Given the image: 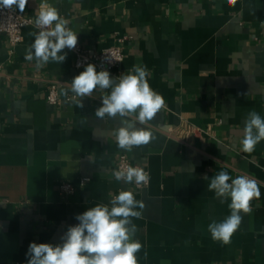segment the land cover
I'll use <instances>...</instances> for the list:
<instances>
[{
    "label": "crops",
    "instance_id": "1",
    "mask_svg": "<svg viewBox=\"0 0 264 264\" xmlns=\"http://www.w3.org/2000/svg\"><path fill=\"white\" fill-rule=\"evenodd\" d=\"M45 2L92 52L125 38L117 75L146 66L165 105L151 122L156 139L122 150L120 119L94 116L106 91L82 98V108L62 94L84 70L71 50L37 68L25 60L34 27L14 49L0 36V264H27L30 243H61L76 215L129 189L144 204L132 219L139 264H264V141L251 153L241 145L248 114L264 118V0H28L23 14L35 21ZM52 82L60 106L46 102ZM191 126L200 131L182 139ZM121 155L148 170V187L115 179ZM222 170L256 179L261 192L228 245L208 231L230 215V199L207 189ZM81 179L75 194H60L61 182Z\"/></svg>",
    "mask_w": 264,
    "mask_h": 264
},
{
    "label": "clouds",
    "instance_id": "2",
    "mask_svg": "<svg viewBox=\"0 0 264 264\" xmlns=\"http://www.w3.org/2000/svg\"><path fill=\"white\" fill-rule=\"evenodd\" d=\"M229 2L235 4L236 0ZM27 4L28 0H0V9H18L23 13ZM34 23L39 31L31 33L34 41L26 51L25 60H35L37 68L50 62L63 63L67 58L64 50H74L78 44L77 33L68 27V21L57 8L46 2ZM148 76L147 67L139 64L126 74L112 77L109 71H97L96 66L89 63L71 82L63 83L61 91L65 97L71 94L72 101L80 108L83 107L82 98H95L98 90L106 91L94 116L119 118L121 126L113 133L117 146L132 151L156 139L151 122L165 105L162 95L150 87ZM261 141H264V118L251 111L244 122L242 151H255ZM112 175L117 181L137 186L149 180L145 170L133 166L115 170ZM207 189L222 198L221 202L230 199V215L208 225L212 239L228 245L242 224L241 213H251L252 200L261 196L259 182L245 174L233 179L222 170L210 179ZM143 207V202L135 198L132 190H120L111 196L109 204H97L76 215L79 223L68 227L60 238L61 243H30L27 264H139L137 254L143 245L134 239L138 229L132 219L140 218L141 212L137 209ZM144 257L147 258V252Z\"/></svg>",
    "mask_w": 264,
    "mask_h": 264
},
{
    "label": "built area",
    "instance_id": "3",
    "mask_svg": "<svg viewBox=\"0 0 264 264\" xmlns=\"http://www.w3.org/2000/svg\"><path fill=\"white\" fill-rule=\"evenodd\" d=\"M34 27L37 31L39 29L36 27L34 20L23 13L16 10L0 9V36L7 37L12 49H14L19 43L23 41V31L26 27ZM125 38L120 39L119 44L116 46H111L103 49L100 52H92L80 44H77L74 50H71L75 56V68L78 71L83 70L87 64L92 63L96 66L98 70H107L110 72L111 76L117 77V69L120 67L124 61V43ZM67 100H72L71 97ZM63 98L60 93V85L58 83L52 82L48 85L46 91V102L50 106H60L63 103ZM200 129L191 126L185 135H180L182 139L187 136L195 134ZM186 136V137H183ZM131 165L130 159L126 155H121L116 162L115 170H123ZM139 167V166H136ZM145 170L148 174V170ZM88 179H81L78 185H74L69 182H61L59 185V192L64 197H70L75 194L78 189L86 186ZM149 185V180L145 184L137 186L134 183V187L137 191H142Z\"/></svg>",
    "mask_w": 264,
    "mask_h": 264
}]
</instances>
